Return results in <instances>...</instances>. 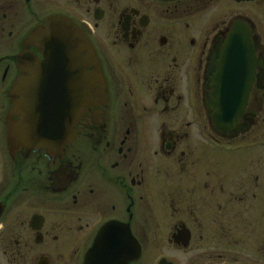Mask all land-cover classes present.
I'll use <instances>...</instances> for the list:
<instances>
[{
  "label": "flooded vegetation",
  "instance_id": "obj_1",
  "mask_svg": "<svg viewBox=\"0 0 264 264\" xmlns=\"http://www.w3.org/2000/svg\"><path fill=\"white\" fill-rule=\"evenodd\" d=\"M52 17L90 57L73 137L47 156L8 139V91ZM246 53L242 110L218 132L205 102ZM128 239L125 264H264V0H0V264H86Z\"/></svg>",
  "mask_w": 264,
  "mask_h": 264
},
{
  "label": "water",
  "instance_id": "obj_2",
  "mask_svg": "<svg viewBox=\"0 0 264 264\" xmlns=\"http://www.w3.org/2000/svg\"><path fill=\"white\" fill-rule=\"evenodd\" d=\"M23 45L35 48L41 58L24 49L19 54L22 67L8 91L12 97L8 115L20 117V122L7 124V137L20 140L22 148L56 156L71 141L74 125L84 111L81 83L88 81L83 68L90 57L89 45L77 29L60 17H52L46 25L30 32ZM242 56L240 71L233 68V59L225 62L211 93L212 102H205L207 109L213 110L210 116L218 132L227 131L235 122L247 95L251 57L248 53ZM121 244L109 242L108 250L124 249L128 254H86L85 263L115 264L114 260H119L125 264L136 257L134 241L128 239L126 245ZM100 248L98 238L91 251Z\"/></svg>",
  "mask_w": 264,
  "mask_h": 264
},
{
  "label": "rangeland",
  "instance_id": "obj_3",
  "mask_svg": "<svg viewBox=\"0 0 264 264\" xmlns=\"http://www.w3.org/2000/svg\"><path fill=\"white\" fill-rule=\"evenodd\" d=\"M232 153V152H230ZM231 167H236L237 170L239 171H243V170H248L250 169L249 166L245 163H243V161L239 158L235 159V158H231V162H230V168ZM201 249L205 250L206 249V242H202L200 244ZM150 250L151 253H156V254H169L171 253L170 249L162 244V243H151L150 244Z\"/></svg>",
  "mask_w": 264,
  "mask_h": 264
}]
</instances>
